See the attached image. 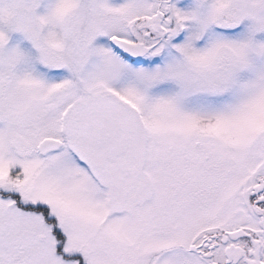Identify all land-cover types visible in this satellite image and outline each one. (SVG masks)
Listing matches in <instances>:
<instances>
[{
	"label": "snow or ice",
	"instance_id": "snow-or-ice-1",
	"mask_svg": "<svg viewBox=\"0 0 264 264\" xmlns=\"http://www.w3.org/2000/svg\"><path fill=\"white\" fill-rule=\"evenodd\" d=\"M0 264H264V0H0Z\"/></svg>",
	"mask_w": 264,
	"mask_h": 264
}]
</instances>
